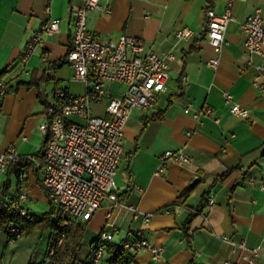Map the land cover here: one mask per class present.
I'll return each instance as SVG.
<instances>
[{
  "label": "crops",
  "instance_id": "crops-1",
  "mask_svg": "<svg viewBox=\"0 0 264 264\" xmlns=\"http://www.w3.org/2000/svg\"><path fill=\"white\" fill-rule=\"evenodd\" d=\"M84 4L85 0H0V80L10 88L0 111V153L13 147L37 163V173L30 171L22 183L26 201L41 194L47 198L36 157L45 136L39 130L44 107L35 82L47 80L43 89L48 101L59 88L75 96L87 92L67 60L73 12ZM108 4L110 15L104 10L87 15L94 37L115 40L129 35L141 40L146 51L175 58L169 62L170 77L157 106L132 112L116 175L122 205L106 201L83 222L87 229L80 262L88 261L94 242L101 233L111 232L114 224L118 232L112 242L123 245L142 237L164 248L161 261L144 250L133 253V264H224L226 260L247 264L242 251H233L224 238L249 249H264V91L254 85L257 71L248 65L251 55L241 28L256 8L262 9L264 22V0L234 2V20L228 25L217 68L209 65L216 54L206 37L205 13L208 9L224 13L227 0H214L212 5L208 0H109ZM54 19L61 22L59 31L44 35V45L24 63V52L35 34ZM184 28L193 31L191 38L177 37ZM45 53L48 60L43 59ZM125 90L122 83L107 82L106 96L94 105V115L105 117L109 98ZM225 94L248 110V116L232 114ZM205 110L211 112L195 117ZM181 149L191 163L170 161L165 173L156 176L161 156ZM5 181L7 172L0 174V186ZM18 183L17 178L16 191ZM209 198L215 200L212 207L207 205ZM26 201L23 207L31 213ZM146 214L151 215L148 224ZM44 231L24 234L15 242L3 231L0 264H41L52 235L45 238ZM100 264H107L105 256ZM256 264H264V256Z\"/></svg>",
  "mask_w": 264,
  "mask_h": 264
},
{
  "label": "built area",
  "instance_id": "built-area-1",
  "mask_svg": "<svg viewBox=\"0 0 264 264\" xmlns=\"http://www.w3.org/2000/svg\"><path fill=\"white\" fill-rule=\"evenodd\" d=\"M235 1L227 0L224 13L217 14L213 9L206 10V37L215 51V57L209 65L217 68L220 64L219 55L227 44L226 32L228 25L234 20L232 7ZM109 0H85V4L73 12L74 31L67 54V60L73 67L75 78L86 86V94L75 96L67 90L59 88L53 99L48 102L44 110V118L39 130L44 136H49L45 154L37 158L43 177V184L49 190V197L57 206V215L61 225L66 227L71 220L89 221L103 206L110 201L114 206L122 205L119 197V188L116 175L123 157L122 138L124 131L134 110H152L159 101L160 94L165 92L169 80V62L175 57L172 54L161 56L152 51H146L138 38L121 35L115 40H100L88 30L87 15L93 10H104L108 15L112 10ZM60 20L54 19L35 34L23 55V62L27 63L36 48L44 45V35H54L60 29ZM242 33L245 37V46L251 57L249 66L256 68L254 85L264 91V22L262 9L256 8L242 22ZM193 36L190 28L177 32L179 39H188ZM254 57H259L256 63ZM48 60V54L43 55ZM117 82L126 86L120 96H111L106 106V116H97L93 113L96 103L106 96V83ZM8 84L0 80V111L3 108L5 97L8 94ZM224 102L231 104L234 115L247 117L248 110L234 102L231 94H225ZM188 112V108L185 110ZM211 110H205L195 115L197 119ZM77 118V120L73 119ZM23 159L15 148H9L0 153V174L4 175L10 165ZM161 163L155 175L165 173L168 162L190 164L191 157L184 150L166 151L160 158ZM27 171L18 174V185L21 188L16 200L17 208L23 216L27 211L23 203L28 199L22 183L27 178ZM215 204L209 198L207 205ZM171 211L167 210L169 214ZM151 215L146 214L145 223L150 222ZM111 232H103L94 244L88 263L100 264L105 256L103 244L112 242L118 228L112 224ZM25 234V231L13 227L10 230L9 240L15 242ZM65 232L58 237L57 244L50 245L45 259L41 264H50L54 255L64 240ZM233 251H242V260L247 264H256L257 259L264 256V249L260 246L249 249L244 243H236L224 238ZM123 247L132 253L149 251L155 261L163 259L164 248L152 245L145 238H135L125 241ZM224 264H234L226 260Z\"/></svg>",
  "mask_w": 264,
  "mask_h": 264
},
{
  "label": "trees",
  "instance_id": "trees-1",
  "mask_svg": "<svg viewBox=\"0 0 264 264\" xmlns=\"http://www.w3.org/2000/svg\"><path fill=\"white\" fill-rule=\"evenodd\" d=\"M208 1L211 5L214 2V0ZM46 81L47 80L44 79L35 82V85L39 91L40 103L44 107V110L49 102L43 89V83ZM9 92L10 88H8V93ZM48 140L49 136H45L42 151L38 154V156H36L37 158L44 156L48 145ZM22 170H26L27 173L30 171L37 173V163L32 159H23L20 162L14 163L8 167L7 181H5L2 186H0V235L3 231H6L7 234L10 235V230L13 227H18L24 230L26 235H30L36 230L44 231L46 229H52L50 245H55L57 244L58 237L60 236L61 232L64 231V240L62 244L58 246V250L50 264H83L79 260L78 253L82 249V242L85 237L87 223L71 220L68 226L63 227L58 215L57 217L55 216L56 213L53 206L55 204L49 197V190L41 182L40 185L45 191V194L52 206L51 210L43 214L41 217L29 213V211L27 212L26 216H23L21 214V210L17 208L14 203L21 188L18 186L15 194L12 195L10 193L12 188V177L17 176L18 178V174ZM191 190L192 189H188L187 192H190ZM97 243H99L98 239L94 242V244ZM103 247L105 249V260L107 264L134 263V254L125 249L122 244L107 242L103 244ZM85 264L91 263L86 262Z\"/></svg>",
  "mask_w": 264,
  "mask_h": 264
},
{
  "label": "rangeland",
  "instance_id": "rangeland-1",
  "mask_svg": "<svg viewBox=\"0 0 264 264\" xmlns=\"http://www.w3.org/2000/svg\"><path fill=\"white\" fill-rule=\"evenodd\" d=\"M73 119L77 120V118H73ZM41 141H42V139H41ZM11 182H12V188H11L10 193L13 195L16 192V187H17L16 176L12 177ZM40 196L41 197L38 196V197H35L34 199H30V200L26 201V205L28 206L31 214H34L37 216H42L43 214L49 212L52 208V206H51L50 202L47 200V198L42 194ZM53 206L55 209V213H57L58 212L57 206L56 205H53ZM51 233H52V229H47L46 231H44L45 238H47ZM5 237H6L5 232H3L0 236V250L1 249L3 250V241H4ZM44 245H45V240L43 242H41L40 247H43Z\"/></svg>",
  "mask_w": 264,
  "mask_h": 264
},
{
  "label": "water",
  "instance_id": "water-1",
  "mask_svg": "<svg viewBox=\"0 0 264 264\" xmlns=\"http://www.w3.org/2000/svg\"><path fill=\"white\" fill-rule=\"evenodd\" d=\"M198 180H196L193 184H195Z\"/></svg>",
  "mask_w": 264,
  "mask_h": 264
}]
</instances>
